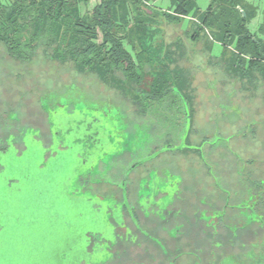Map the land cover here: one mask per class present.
I'll return each mask as SVG.
<instances>
[{"label":"flooded vegetation","instance_id":"obj_1","mask_svg":"<svg viewBox=\"0 0 264 264\" xmlns=\"http://www.w3.org/2000/svg\"><path fill=\"white\" fill-rule=\"evenodd\" d=\"M258 28L250 30L264 40ZM161 33L159 30V36ZM188 33L197 43L203 38L213 41L209 34L193 40V28ZM161 42L157 57L162 63L154 67L145 61L140 71L143 77L126 87L128 91H123L121 83L112 86L99 78L122 97L118 100L107 95L111 105H120L126 113L124 123L132 127L148 120L155 127L152 142L136 153L131 152L134 136L127 134V147L115 154L109 171L111 180L96 184L83 180L86 193L110 200L119 212L120 221L112 215L109 218L115 234V243L108 248L111 260L98 264H211L220 259L222 264H234L235 238L245 245L243 264H264V93L259 109L248 108V104L244 108L232 86L240 84L243 91L256 92L264 85V73L256 71L249 76L247 66H234L232 53L222 55L223 47L213 41L207 46L214 60L209 65L226 74L232 87L217 90V79L200 82L212 93L205 95L204 110L199 112L200 84L191 70L180 64L187 53L181 39ZM0 46L8 54L7 48ZM151 67L156 75L149 74ZM3 95L0 201L9 192L22 191L21 180L11 177L8 170L10 156L21 158L26 149V123L39 127L45 139L48 134L39 110H26L28 105L21 97L15 101L12 91ZM169 188L174 191L173 199L160 209L153 202L166 197ZM201 227L207 239L201 231L198 235ZM89 237L92 252L106 244L100 236Z\"/></svg>","mask_w":264,"mask_h":264},{"label":"rangeland","instance_id":"obj_2","mask_svg":"<svg viewBox=\"0 0 264 264\" xmlns=\"http://www.w3.org/2000/svg\"><path fill=\"white\" fill-rule=\"evenodd\" d=\"M100 1L81 2V14L91 11ZM249 1L263 11L264 1ZM169 3L170 0H151L149 7L164 12ZM198 5L205 9L208 2L199 0ZM157 20L156 27L162 32L157 37L159 49L163 40L174 43L181 39L187 52L180 64L191 70L200 84L197 89L199 112L204 110L205 95L212 93L200 83L208 79H217V90L222 86L228 89L233 86L235 98L244 108L247 104L248 108H260L264 85L256 92H247L240 84H228L229 77L209 65L214 60L210 59L209 43L205 38L198 43L189 39L193 19L174 23L159 15ZM262 22L260 13L250 24V29L256 32ZM52 38L54 33L47 31L37 42L39 49L33 57L19 62L0 46V96L12 91L15 101L21 97L28 105L26 110H39L48 132L45 139L42 130L29 121L24 128L26 149L23 155L9 158L8 173L21 180L22 191L9 192L4 201H0V264H98L110 261L112 253L108 248L115 243V234L109 218L112 215L120 221L119 212L110 200L86 193L83 180L93 184L111 180L109 171L114 165L115 154L127 147L128 133L134 136L133 153L152 142L153 123L147 120L130 127L124 123L127 116L120 105L114 102L116 108L109 103L107 95L122 100L115 90L101 83L95 75L80 74L71 64L52 61L51 53L41 50L50 47ZM217 49L221 48L217 46ZM25 51L30 50L26 48ZM149 54L146 55L148 59L154 57L151 66L162 63L155 58L156 52ZM151 70L149 74L156 75L155 70ZM60 145L65 149H59ZM168 192L166 197L153 202L160 209L173 199L174 191L169 188ZM89 234L104 238L106 244L102 243L99 250L90 251Z\"/></svg>","mask_w":264,"mask_h":264},{"label":"trees","instance_id":"obj_3","mask_svg":"<svg viewBox=\"0 0 264 264\" xmlns=\"http://www.w3.org/2000/svg\"><path fill=\"white\" fill-rule=\"evenodd\" d=\"M86 1L0 0V45L13 59H29L39 49V39L50 30L54 33L51 45L41 50L50 52L52 61L71 64L76 72L95 75L112 86L121 83L123 91H128L126 87L143 77V63L154 58L146 55L156 52L155 58H160V49L155 48L160 15L176 23L193 19V40L209 34L223 47L222 55L232 53L234 66H247L251 77L256 71L264 73V40L249 28L260 13L264 20V9L260 12L259 5L249 0H207L205 10L199 7V0H170L164 12L150 8L151 0H101L81 14L79 5ZM258 33L264 36V22ZM213 41L207 38L209 45ZM22 47L30 51L22 52ZM199 231L207 239L204 229ZM205 243L212 246L207 240ZM232 247L233 263L243 264L245 245L235 238ZM222 262L220 259L211 264Z\"/></svg>","mask_w":264,"mask_h":264},{"label":"water","instance_id":"obj_4","mask_svg":"<svg viewBox=\"0 0 264 264\" xmlns=\"http://www.w3.org/2000/svg\"><path fill=\"white\" fill-rule=\"evenodd\" d=\"M244 15V14H243Z\"/></svg>","mask_w":264,"mask_h":264}]
</instances>
